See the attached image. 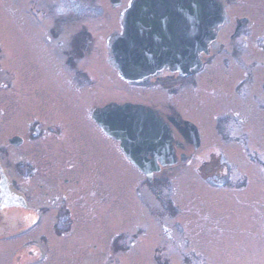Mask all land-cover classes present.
I'll use <instances>...</instances> for the list:
<instances>
[{
  "label": "rangeland",
  "instance_id": "374dc122",
  "mask_svg": "<svg viewBox=\"0 0 264 264\" xmlns=\"http://www.w3.org/2000/svg\"><path fill=\"white\" fill-rule=\"evenodd\" d=\"M64 1L0 0V141L43 132L27 147L51 160L56 180L79 181L68 261L45 264H264V0H232L224 51L192 83L152 92L201 137L193 159L154 185L91 120L94 106L125 99L100 44L78 68L67 63L66 33H107L108 21L60 23Z\"/></svg>",
  "mask_w": 264,
  "mask_h": 264
},
{
  "label": "flooded vegetation",
  "instance_id": "af4514ba",
  "mask_svg": "<svg viewBox=\"0 0 264 264\" xmlns=\"http://www.w3.org/2000/svg\"><path fill=\"white\" fill-rule=\"evenodd\" d=\"M104 2L111 6L113 13L106 12ZM231 3L232 0H116V4L112 0L63 2L70 14H61L60 23L72 26L93 19L98 23L108 21L99 27L100 30L101 27H110L109 32L98 35L85 25L74 33H66L69 67L73 69L82 65L99 43L98 51L106 63L103 64L111 69V79L117 80L123 89V101L112 100L103 106H94L92 110L91 120L107 137L111 138L93 119L96 109L111 103L143 105L163 118L174 137L177 162L167 168L193 159L201 145L195 148L181 132V125L174 122L185 119L172 107L168 108L169 113L165 112L152 92L192 83L214 57L224 51L219 37L222 29L230 24L228 9ZM215 5L222 11L215 9ZM216 13L218 20L215 19ZM245 23L244 19L238 21L234 38L241 33ZM199 35L203 36L201 43ZM198 60L201 68L196 66ZM95 68L98 71L104 69L100 65ZM80 72L91 80L86 69ZM102 76L99 72L95 81H102ZM129 95H134L136 100L127 98ZM32 123L37 127L40 121L35 118ZM43 136V132H33L30 139L15 134L0 141V264H45L56 256L59 261H68L66 242L73 224L78 225V209L71 205L69 186L78 185L79 181L68 177H57L56 180L51 160L40 159L35 148L27 147L28 141L37 143Z\"/></svg>",
  "mask_w": 264,
  "mask_h": 264
},
{
  "label": "water",
  "instance_id": "95a60500",
  "mask_svg": "<svg viewBox=\"0 0 264 264\" xmlns=\"http://www.w3.org/2000/svg\"><path fill=\"white\" fill-rule=\"evenodd\" d=\"M112 1L116 4V0ZM214 8L222 11L218 5ZM218 18L219 15L216 13L215 19ZM198 39L201 43L203 36L199 35ZM181 61L185 63L183 58ZM201 65L198 60L196 66L201 68ZM93 119L108 136L120 143L122 152L149 182L152 183L155 174L163 168L176 164L174 137L168 124L155 110L139 104L111 103L104 108L96 109ZM174 122L181 125V132L198 149L201 145L198 127L187 120Z\"/></svg>",
  "mask_w": 264,
  "mask_h": 264
},
{
  "label": "trees",
  "instance_id": "16d2710c",
  "mask_svg": "<svg viewBox=\"0 0 264 264\" xmlns=\"http://www.w3.org/2000/svg\"><path fill=\"white\" fill-rule=\"evenodd\" d=\"M148 182V184H150V185H154L155 184V182H156V179H154V182L153 183H151V182H149V181H147ZM177 210V209H176Z\"/></svg>",
  "mask_w": 264,
  "mask_h": 264
}]
</instances>
